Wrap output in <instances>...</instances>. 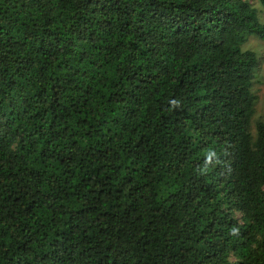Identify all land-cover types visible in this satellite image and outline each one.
I'll list each match as a JSON object with an SVG mask.
<instances>
[{
	"label": "trees",
	"instance_id": "16d2710c",
	"mask_svg": "<svg viewBox=\"0 0 264 264\" xmlns=\"http://www.w3.org/2000/svg\"><path fill=\"white\" fill-rule=\"evenodd\" d=\"M250 35L248 0H0V264H264Z\"/></svg>",
	"mask_w": 264,
	"mask_h": 264
},
{
	"label": "rangeland",
	"instance_id": "374dc122",
	"mask_svg": "<svg viewBox=\"0 0 264 264\" xmlns=\"http://www.w3.org/2000/svg\"><path fill=\"white\" fill-rule=\"evenodd\" d=\"M257 8L258 18L264 20V5L260 0H248ZM243 48L251 49L257 57V66L254 71L251 83V91L254 94L253 113L250 118V132L255 138L256 125L264 123V38L250 35L242 44ZM238 214V212H236Z\"/></svg>",
	"mask_w": 264,
	"mask_h": 264
}]
</instances>
